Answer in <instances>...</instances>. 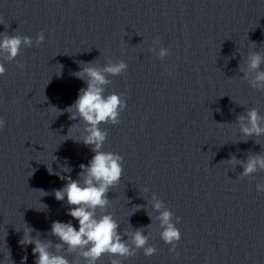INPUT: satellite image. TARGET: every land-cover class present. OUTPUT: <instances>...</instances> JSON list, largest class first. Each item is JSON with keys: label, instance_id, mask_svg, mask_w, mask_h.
<instances>
[{"label": "clouds", "instance_id": "9594fccd", "mask_svg": "<svg viewBox=\"0 0 264 264\" xmlns=\"http://www.w3.org/2000/svg\"><path fill=\"white\" fill-rule=\"evenodd\" d=\"M44 39L43 32L37 34L35 41L30 36L10 35L3 32L0 34V57L3 61H15L21 54L22 48H30L34 44L39 46ZM152 43L153 47L150 50L156 52L160 59L171 54V49L161 46L159 39H154ZM3 61H0V76L6 72ZM262 66H264V53L253 50L247 53L244 66L241 67L239 64L238 67V71L243 73L242 80L246 81L250 88L258 91H264ZM127 69L128 65L124 60L117 62L109 60L103 66L92 61L81 62L80 70L73 73L86 84V87L79 90L78 98L64 111L70 114V120L78 119L79 122H83L84 127L80 129L81 138L76 142L89 146L94 155L87 165H79L81 171L77 179H72L70 175L55 173L61 180L66 181L62 188L54 190L55 199L57 201L66 199L69 206L67 215L78 221L79 228L77 230L71 221L66 223L53 221L50 235L57 241L53 243L52 240L40 239L39 235L32 237L30 233L33 229L28 227L20 243L34 245L32 254L36 258L35 264H81V261L83 264H98L105 255L110 258L109 264H122L123 260L135 256L141 249L146 257H151L157 252V248L149 244L150 235L145 234L144 227L121 233L120 225L113 215L104 213V210L111 205L107 194L122 179L124 158L104 150L108 132L102 129L101 125L119 124L120 115L127 107L121 94L113 92L105 95V90L111 83L109 76L122 75ZM57 112L59 115L62 114L58 110ZM236 123L240 134L244 137L264 136V115H261L255 107L248 108L243 114L238 115ZM78 124H73L68 134L71 129L78 127ZM5 125L6 121L0 118V130ZM254 141L259 144L257 140ZM224 161L233 167L240 166L243 169L239 173L240 179L250 177L257 172H264V153L261 152L248 155L246 159H237L232 155ZM48 171L53 174L52 168L48 167ZM61 172L71 173L72 168L64 166ZM144 191L147 192L148 189L145 188ZM256 191L264 192V183L256 184ZM43 193L46 195L45 192ZM149 203L153 211L158 213L155 217L149 215L150 219L158 222L161 240L166 245H170V253H175L181 239V232L176 226L180 218L176 217L173 222V212L165 207L164 202L155 193L152 194ZM134 207L136 211L143 208L142 205H134ZM98 210L101 213L99 216ZM151 225L147 228H151ZM67 255H74L76 258L69 260Z\"/></svg>", "mask_w": 264, "mask_h": 264}]
</instances>
